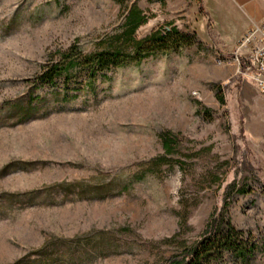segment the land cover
<instances>
[{"label":"rangeland","instance_id":"1","mask_svg":"<svg viewBox=\"0 0 264 264\" xmlns=\"http://www.w3.org/2000/svg\"><path fill=\"white\" fill-rule=\"evenodd\" d=\"M202 1L0 0V264H164L214 214L264 264V96L227 41L243 9ZM133 7L136 39L172 26L197 44L41 82L75 45L130 52Z\"/></svg>","mask_w":264,"mask_h":264},{"label":"trees","instance_id":"2","mask_svg":"<svg viewBox=\"0 0 264 264\" xmlns=\"http://www.w3.org/2000/svg\"><path fill=\"white\" fill-rule=\"evenodd\" d=\"M200 13L208 16L203 10H200ZM128 15L123 42L130 52L105 50L83 56L75 45L61 54L58 63L43 69L39 77L41 82L54 84L77 68L84 69L91 80L105 71L119 69L129 63L140 64L152 56L166 52H179L185 47L197 44L195 34L191 36L172 26L170 30L166 28L164 31H154L148 37L138 40L135 37L136 32L146 25L149 19L137 7H133ZM171 146L174 144L166 138L163 147L167 154L172 153ZM245 235L230 219L223 215L217 217L214 214L208 221L201 240L193 246H185L164 264H251L257 253V245Z\"/></svg>","mask_w":264,"mask_h":264},{"label":"built area","instance_id":"3","mask_svg":"<svg viewBox=\"0 0 264 264\" xmlns=\"http://www.w3.org/2000/svg\"><path fill=\"white\" fill-rule=\"evenodd\" d=\"M231 54L238 72L256 84L264 96V24L244 34Z\"/></svg>","mask_w":264,"mask_h":264},{"label":"crops","instance_id":"4","mask_svg":"<svg viewBox=\"0 0 264 264\" xmlns=\"http://www.w3.org/2000/svg\"><path fill=\"white\" fill-rule=\"evenodd\" d=\"M238 7L243 9L244 15L235 24L240 27L239 34L227 41L233 43V48L238 44L239 39L242 38L249 30L256 25L264 24V0H234ZM205 0H203L204 5ZM204 28V25H202ZM263 97V96H262Z\"/></svg>","mask_w":264,"mask_h":264}]
</instances>
